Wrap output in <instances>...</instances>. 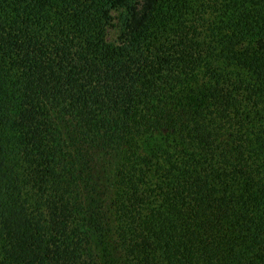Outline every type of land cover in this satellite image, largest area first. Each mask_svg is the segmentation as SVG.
<instances>
[{"label": "trees", "instance_id": "trees-1", "mask_svg": "<svg viewBox=\"0 0 264 264\" xmlns=\"http://www.w3.org/2000/svg\"><path fill=\"white\" fill-rule=\"evenodd\" d=\"M0 264H264V0H0Z\"/></svg>", "mask_w": 264, "mask_h": 264}, {"label": "rangeland", "instance_id": "rangeland-1", "mask_svg": "<svg viewBox=\"0 0 264 264\" xmlns=\"http://www.w3.org/2000/svg\"><path fill=\"white\" fill-rule=\"evenodd\" d=\"M121 11V9L112 11V19L107 28V40L113 43L119 42L122 34L123 21Z\"/></svg>", "mask_w": 264, "mask_h": 264}]
</instances>
